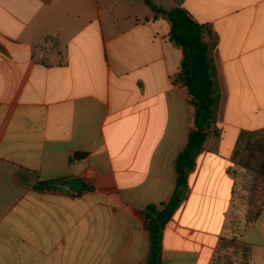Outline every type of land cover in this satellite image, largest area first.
<instances>
[{"label": "crops", "instance_id": "0c3cea01", "mask_svg": "<svg viewBox=\"0 0 264 264\" xmlns=\"http://www.w3.org/2000/svg\"><path fill=\"white\" fill-rule=\"evenodd\" d=\"M181 7L205 27L221 101L162 264H211L246 212L232 171L264 132V0ZM170 31L141 0H0V264L146 263L142 212L172 197L195 113ZM47 37L62 50L49 66L37 60ZM78 177L79 193L63 185ZM241 239L264 264V209Z\"/></svg>", "mask_w": 264, "mask_h": 264}, {"label": "trees", "instance_id": "16d2710c", "mask_svg": "<svg viewBox=\"0 0 264 264\" xmlns=\"http://www.w3.org/2000/svg\"><path fill=\"white\" fill-rule=\"evenodd\" d=\"M141 1L156 17L162 16L171 24L170 39L183 51L181 72L175 81H180L187 87L191 104L195 108L193 128L184 149L175 161L177 180L172 197L165 203L150 205L142 212L145 229L149 234V252L145 264H162L165 228L185 200L189 174L195 168L197 156L204 150L205 142L217 120L221 88L211 46L203 37L205 27L195 22L181 7L182 0H177L176 6L171 9H164L153 0ZM38 48L40 56L37 60L47 66L57 63L62 55L60 43L51 37H47ZM76 157L80 159L83 155L78 154ZM241 172L245 174V182L248 178L252 179L246 190L255 195L261 185H264V132L249 137L245 142L236 168L232 171L237 179V187ZM35 188L40 191L65 190L58 183L48 181L37 183ZM263 209L264 199H259L256 203L251 197L244 220L241 223L234 219L229 221L227 232L220 237L211 264H229L227 253L230 251L238 257L240 264H250L253 246L241 239L242 231L257 221ZM238 223L243 225L242 231L231 229L237 227Z\"/></svg>", "mask_w": 264, "mask_h": 264}, {"label": "rangeland", "instance_id": "374dc122", "mask_svg": "<svg viewBox=\"0 0 264 264\" xmlns=\"http://www.w3.org/2000/svg\"><path fill=\"white\" fill-rule=\"evenodd\" d=\"M157 5L159 6H165V5H173L172 0H166V4L164 3L163 5L160 3V0H153ZM163 6V7H164ZM245 174L243 172H241L238 176V187H237V207H238V214H240L241 216V212L246 211L244 213V215H242V219L240 218H233L234 220H236L237 222H242L243 218H245L247 211L249 209V201L252 197V199L254 198V200L257 201L260 199H264V185L258 189L257 193L255 195H251L250 192L248 190H246V186H248L250 184V180H252L251 178H248V181H244V176ZM255 203V202H254ZM231 219V220H233ZM240 222V223H241ZM240 223H238L237 227H231L232 228H236L239 231L243 230V225H241ZM227 256L230 259V263L229 264H240V261L238 259V257L236 255H234L231 251L227 253Z\"/></svg>", "mask_w": 264, "mask_h": 264}, {"label": "water", "instance_id": "95a60500", "mask_svg": "<svg viewBox=\"0 0 264 264\" xmlns=\"http://www.w3.org/2000/svg\"><path fill=\"white\" fill-rule=\"evenodd\" d=\"M83 184V178L78 177V178H72L69 180H65L63 182V185L73 193H79L81 186Z\"/></svg>", "mask_w": 264, "mask_h": 264}, {"label": "built area", "instance_id": "2783aa9c", "mask_svg": "<svg viewBox=\"0 0 264 264\" xmlns=\"http://www.w3.org/2000/svg\"><path fill=\"white\" fill-rule=\"evenodd\" d=\"M90 176V175H89ZM91 178V177H90Z\"/></svg>", "mask_w": 264, "mask_h": 264}]
</instances>
